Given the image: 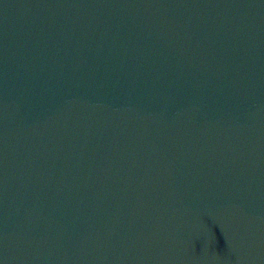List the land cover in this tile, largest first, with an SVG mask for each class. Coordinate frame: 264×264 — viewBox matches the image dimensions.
<instances>
[{
	"label": "water",
	"instance_id": "95a60500",
	"mask_svg": "<svg viewBox=\"0 0 264 264\" xmlns=\"http://www.w3.org/2000/svg\"><path fill=\"white\" fill-rule=\"evenodd\" d=\"M0 264H264V0H0Z\"/></svg>",
	"mask_w": 264,
	"mask_h": 264
}]
</instances>
